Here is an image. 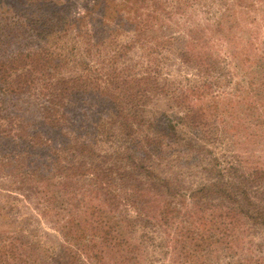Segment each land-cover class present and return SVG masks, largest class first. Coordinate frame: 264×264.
I'll return each mask as SVG.
<instances>
[{
	"label": "trees",
	"instance_id": "trees-1",
	"mask_svg": "<svg viewBox=\"0 0 264 264\" xmlns=\"http://www.w3.org/2000/svg\"><path fill=\"white\" fill-rule=\"evenodd\" d=\"M1 2L0 165L24 175L25 182L35 177L30 184H39L38 170L47 169L49 179L72 197L70 203L76 202L74 218L58 228L71 237L70 244L63 239L64 250L70 252L64 264H106L107 257L112 264H140L125 233V219L116 217L123 206L144 212L151 221L160 217L157 221L164 224L169 215L181 218L188 237L200 243V227L194 225L204 217L193 211L182 214L191 205L212 212L204 220L210 228L202 230L210 246L226 253L217 264H258L252 257L225 259L231 252L237 257L252 227L264 229V169L234 162L230 180L217 171L187 195L158 170H171L182 158L189 169L183 150L201 146L203 133L214 128L208 122L209 108L186 102L193 95L188 91L209 90L205 81L187 94L175 92L172 111L159 103L172 98L168 88L173 84L160 73L164 59L157 53L172 47L160 46L162 37L152 33L158 16L153 21L148 11L141 12L142 0ZM151 10L155 14L156 8ZM122 37L130 43L120 45ZM150 39L158 46L153 44L136 65H128L133 47L146 41L150 48ZM156 54L158 65L150 69L147 56ZM178 57L190 61L184 53ZM85 187L93 188L92 198L81 191ZM7 233L0 230V264H45L31 261L16 245L17 237ZM190 243L184 240L182 248ZM199 254L195 248L186 252L191 264L201 261ZM178 259L177 254L173 262ZM202 259L200 264H207Z\"/></svg>",
	"mask_w": 264,
	"mask_h": 264
},
{
	"label": "rangeland",
	"instance_id": "rangeland-1",
	"mask_svg": "<svg viewBox=\"0 0 264 264\" xmlns=\"http://www.w3.org/2000/svg\"><path fill=\"white\" fill-rule=\"evenodd\" d=\"M4 5L1 2L0 8ZM138 7L145 13L148 11L153 21L154 15L158 16L159 23L152 21V30H156L152 33L157 32V36L162 37L160 46L172 47L170 52L171 49L176 51L171 54L162 48L157 54L165 61L157 54L155 58L147 56L150 69L158 65L155 60L161 61V76L174 85L168 88L172 98L159 102L163 108L169 110L171 107L172 111L177 104L173 98L175 92L182 90L187 94L192 86L202 88L204 81L214 90L212 92L209 87L210 91L204 94H201L202 89L198 93L188 91L193 95L187 97L186 102L209 108L208 122L214 128L203 133L199 141L203 143L201 146H187L186 151L183 150L189 169L184 167L182 158L179 165H170L171 170L167 166L159 168L162 176L172 177L178 190L187 195L200 184L210 182L217 171L222 170L224 180H230L234 162L249 169H264V0H160L159 4L154 0H142ZM153 7L155 14L151 10ZM145 42L133 47L125 60L128 65H136L138 57L150 52L153 44L158 46L157 40L150 39V48ZM118 43L126 46L130 42L122 37ZM181 53L190 58L188 64L178 57ZM205 79H209V83ZM38 171L40 183L30 184L35 177L25 182L24 175L18 176L15 169L1 163L0 230L14 234L16 245L21 247L19 250L31 261L64 264L70 261V252L64 250L63 239L70 244L71 237L70 233L65 236L66 233L58 228L74 218L72 214L76 209L72 214L71 210L76 202L72 199L73 207L70 208L72 197H68L64 187L50 180L49 170L40 168ZM83 190L92 198L93 188ZM204 204L209 205L208 201ZM192 206L183 208L182 214L193 215L194 212L204 217L203 221L197 218L194 225L200 227L196 238L200 237L201 242L195 241L198 244L193 243V237H188V227L181 223V218L169 215L168 223L164 224L157 221L160 217L151 221L144 212L126 206L116 212L118 219L120 215L125 219V233L134 242L133 248L137 249L134 257L139 258L140 264H191L192 260L186 256L189 248L201 250L198 264L203 262L202 257L207 264H217L219 258L225 257L226 253L220 255L205 239L207 235H203L206 232L202 227L210 228L204 220L212 212L197 210L194 206L192 209ZM126 218L132 224L126 222ZM184 240L191 242L187 248H182ZM236 251L237 257L231 252L225 260L252 257L258 264H264V229L252 227L248 238L244 235L243 246ZM177 254L179 259L174 263ZM110 259L106 258V264Z\"/></svg>",
	"mask_w": 264,
	"mask_h": 264
}]
</instances>
